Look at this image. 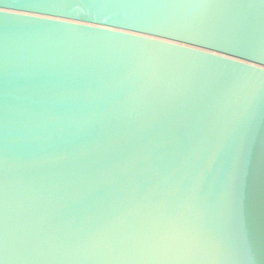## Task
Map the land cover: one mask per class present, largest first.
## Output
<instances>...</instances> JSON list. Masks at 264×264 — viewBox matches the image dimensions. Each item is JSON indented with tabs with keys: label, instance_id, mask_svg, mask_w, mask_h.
I'll return each mask as SVG.
<instances>
[{
	"label": "water",
	"instance_id": "obj_1",
	"mask_svg": "<svg viewBox=\"0 0 264 264\" xmlns=\"http://www.w3.org/2000/svg\"><path fill=\"white\" fill-rule=\"evenodd\" d=\"M0 11L4 264H264V0Z\"/></svg>",
	"mask_w": 264,
	"mask_h": 264
},
{
	"label": "snow or ice",
	"instance_id": "obj_2",
	"mask_svg": "<svg viewBox=\"0 0 264 264\" xmlns=\"http://www.w3.org/2000/svg\"><path fill=\"white\" fill-rule=\"evenodd\" d=\"M261 71H264V68H261ZM155 243L163 252L190 251L198 243V240L195 236L182 231L178 224H173L170 221L167 227L157 229ZM0 264H4L3 260H0Z\"/></svg>",
	"mask_w": 264,
	"mask_h": 264
}]
</instances>
